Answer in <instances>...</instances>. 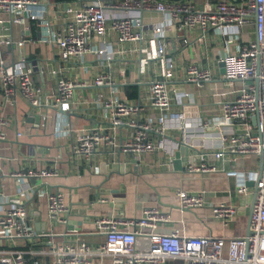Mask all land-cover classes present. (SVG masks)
<instances>
[{
    "label": "built area",
    "instance_id": "built-area-1",
    "mask_svg": "<svg viewBox=\"0 0 264 264\" xmlns=\"http://www.w3.org/2000/svg\"><path fill=\"white\" fill-rule=\"evenodd\" d=\"M53 4L59 8L55 10L48 0H0V158L4 157L2 145L10 140L1 128L14 125L13 143L21 145L23 137L38 135L40 126H49L55 113L52 119L56 121L55 132L62 137H72L71 152L87 172H100V165L94 160L100 152L107 153L115 163L116 153L138 155L163 150L173 161L180 142L191 144V126L205 134L208 122L200 116L190 118L173 111L175 105H184V99L193 94L180 89L175 82L178 66L168 52L167 30L177 31L184 45L189 43L187 31L193 29H200L197 41L203 43L210 30L219 33L225 42H228L227 34L236 35L240 39L239 48L222 59L223 76L230 85L239 81L241 86L235 90L233 98L222 104L218 125L225 127V133L222 147L214 155L216 158L225 154L261 156V171L227 172L235 180L234 194L243 199L253 195L252 201L244 204L250 209V233L227 237L213 232L188 235L179 229L166 230L162 225L171 221L170 213L161 206H146L140 215L97 216L94 225L105 235L103 242L75 239L55 243L52 240L58 234L55 230L69 223L72 209L65 193L46 184V180L59 176L58 164L65 156L61 152L55 157L39 158L35 147L29 145L32 156L19 159L34 161L36 167L19 169L11 176L46 182L42 189L48 200L50 229L42 235L43 248L0 247V264H39L33 258L37 254L54 258L56 264H93L94 259H107L108 264H167L169 261L264 264V0L207 1L203 6H198L194 0H72ZM145 12L162 14L164 21L144 23ZM60 15L63 17H58ZM57 20L59 23L55 24ZM251 20L256 23V37L247 40L242 38L241 29ZM29 21L39 24L38 41L49 45L57 62L71 65L73 60H78L84 68L88 56H96L104 58L108 70H103L90 82L66 79L56 63L31 59L26 49L31 41ZM5 22L21 25V39H15L13 33H4ZM112 34L115 44L147 41L148 47L140 50L146 53V62L153 64L155 73L148 101H128L117 96L120 81L111 72V64L117 54L125 51L113 49L109 42ZM143 68L142 65L141 70ZM213 71L208 62H189L183 73L184 81L202 89L214 79ZM256 78H259V87ZM90 86L110 89L109 99L99 94L109 118L105 124L95 127L73 128L67 124L66 117L72 110L74 92ZM7 106L13 115L5 114ZM37 116L39 122L34 121ZM28 123L31 127L22 130L20 125ZM124 126L132 130L130 137H122ZM173 130L181 135L178 141L169 133ZM110 164L106 162L107 166ZM184 169L188 175L202 179L218 172L204 155L199 162H188ZM36 192L41 194V188ZM177 196L180 211L207 209L209 217L223 226L238 218L240 206L231 201L208 204L204 190L179 189ZM4 197L0 184V202L4 199L0 206V238H22L29 242L38 237L40 233L32 225L27 204L18 197ZM77 232L71 233L76 236Z\"/></svg>",
    "mask_w": 264,
    "mask_h": 264
},
{
    "label": "crops",
    "instance_id": "crops-1",
    "mask_svg": "<svg viewBox=\"0 0 264 264\" xmlns=\"http://www.w3.org/2000/svg\"><path fill=\"white\" fill-rule=\"evenodd\" d=\"M45 1V0H43ZM55 10L59 5L54 0H48ZM198 6H203L205 2H216L218 0H194ZM57 16V15H56ZM60 18L63 15L58 16ZM60 21V19H59ZM164 21V16L158 13L145 12L144 23H154ZM58 20L55 24H58ZM32 27L31 34L28 35L30 42L26 49L31 59H41L56 63L62 68L61 75L66 79L82 81H92V79L103 70H108L104 58L88 56L85 67H80V61L73 60L71 65L61 64L54 59V53L49 45L38 41L39 24L29 21ZM4 33H13L15 39H21V25L3 24ZM200 29L188 30L186 37L189 39L188 45H184L183 37L175 30H167L169 41L168 52L174 57L177 63L178 77L175 82L184 91L192 93V97L184 99V105H175L173 111L184 113L185 116L193 118L202 117L208 122L205 134L196 131V127L191 126L192 142L195 147L192 156L193 162H199L202 155L210 164L218 168V172L211 174L207 179L192 177L183 170L170 168L173 165L171 156L163 150L153 153L142 154H122V169L115 171L112 169L113 160L104 152L96 155V162L100 165V172L91 173L85 171L78 164V159L71 152L72 137H62L55 132V113L50 119L49 126H40L38 135L25 136L22 138L24 144L16 145L14 141V125L1 128L8 133L10 140L2 145V155L0 158V184L5 197H18L25 202L29 209L32 225L39 236L27 242L22 238L6 239L0 238V247H12L17 249H28L33 247L39 249L45 247L44 232L50 229L48 218V200L43 194V185L49 184L60 188L66 195L68 205L72 212L69 223L75 225L79 230L76 236L69 232L65 237L67 227L60 225L55 230L58 234L53 237L55 243L83 239L89 243H100L105 240V235L96 230L94 220L97 216H107L118 213H125L128 216L140 215L146 206H161L170 213L171 221L162 226L166 230L179 229L188 235H200L209 233L224 234V236H241L247 233L248 215L240 214L236 221L228 226H223L209 217L207 209L199 211H180L177 208L179 198L177 191L183 189L189 192L204 190L205 200L208 204H218L223 201H231L240 206L242 197L233 193L235 180L227 175L228 171H250L260 168L261 159L259 155L233 156L225 154L216 158L214 153L221 149L225 127L218 125L221 117L223 102L233 98L235 90L241 86V82L236 81L232 85L227 83L224 73L221 72L220 63L224 56L231 52H236L239 48L240 39L236 35L227 34L225 42L223 37L210 30L206 35L205 42H198ZM242 38L250 40L256 37V23L251 20L241 29ZM115 35L112 34L110 44L115 50L125 51L124 54H117L111 64V72L120 81L117 84V96L128 101L142 100L148 101V92L151 80L154 78L153 64L146 62V53L141 51L148 47L147 41L132 42L126 44H115ZM139 49V50H138ZM48 58L52 59L49 60ZM193 61L209 63L213 68L214 79L207 83L204 88L199 89L195 84L184 81L183 76L186 64ZM144 66L141 70V66ZM122 77L125 81H121ZM99 94L104 99L111 97L108 87L90 86L79 88L74 92L72 98V110L66 117V122L73 128L95 127L105 124L109 118V111L100 103ZM6 115H13L12 109L7 106L4 109ZM192 122V121H191ZM253 123V121H250ZM31 123L21 124L22 130L31 127ZM254 131H257L254 127ZM132 130L128 127L121 128L122 137H130ZM174 141L181 138L179 131L169 132ZM29 145L35 147V153L39 158L55 157L61 152L64 153L65 160L58 164L59 176L52 177L41 183L37 179L12 177L13 172L27 167H36L34 161L19 159L22 156L31 157ZM189 156H183L180 160L184 165V160ZM103 162L111 163L106 171H101ZM45 165L44 163H39ZM41 188V194L37 193V188ZM25 188L28 190H25ZM43 188V189H42ZM4 197V198H5ZM108 199L107 202H100L99 199ZM0 202V206L4 203ZM246 203H248L246 201ZM245 204V203H244ZM246 211L248 208L244 207ZM36 213L40 219L36 221ZM46 225L45 231H40ZM49 231V230H48ZM72 235V236H69ZM33 258L39 264H56L52 257L41 254L34 255ZM107 259H94L93 264H108ZM167 264H182L181 261H169Z\"/></svg>",
    "mask_w": 264,
    "mask_h": 264
},
{
    "label": "water",
    "instance_id": "water-1",
    "mask_svg": "<svg viewBox=\"0 0 264 264\" xmlns=\"http://www.w3.org/2000/svg\"><path fill=\"white\" fill-rule=\"evenodd\" d=\"M170 1H174V0H170ZM233 1H236V0H233ZM258 60H259V69H258V73H259V71H260V63H261V57L260 56H259V59ZM220 66H221V72L222 73H225V63H224V61H222L220 63ZM256 84H257V87H259V78H256ZM39 120H40V118H39V116H37L34 121L39 122ZM194 150H195V147L180 142L179 149L175 152V155L173 157V165L170 168H173V166H174V168L176 170H183L184 166H186V164L188 162H191L193 160L192 159V156L194 154ZM183 156H189V157H187L184 160V165H182V163H181L182 161L180 160ZM260 159H261V156H260ZM123 166H124V164L121 163L120 154L119 153H116L115 154V163H113V165L111 166L112 169L115 170V171H118L119 168L122 169V170H124ZM106 168H107V165H106L105 162H103L101 164V171L102 172L103 171H106L107 170ZM261 168H262V160H261V164H260V168H259L260 171H261ZM250 185H252V184H250ZM252 199H253V195H250L247 198H244V199L242 198L240 200V207H239V213L240 214H246V215H249L250 214V209H247L246 211H244L242 207H243L244 203H246V201L247 202H251ZM35 218H36V221H37V220L40 219V216L36 213V217ZM66 227H67L66 228L67 231H66L65 237H68L67 234L69 232H72L74 230H79L77 227H75V225H73L71 223H68L66 225ZM39 230L40 231H45L46 230V225H44L43 228L42 227L39 228ZM249 233H250V225H249V218H248V228H247V233L246 234L248 235ZM69 236H72V235H69ZM49 238L50 237H47V239H49Z\"/></svg>",
    "mask_w": 264,
    "mask_h": 264
},
{
    "label": "trees",
    "instance_id": "trees-1",
    "mask_svg": "<svg viewBox=\"0 0 264 264\" xmlns=\"http://www.w3.org/2000/svg\"><path fill=\"white\" fill-rule=\"evenodd\" d=\"M56 3H65V2H69L72 0H54Z\"/></svg>",
    "mask_w": 264,
    "mask_h": 264
}]
</instances>
